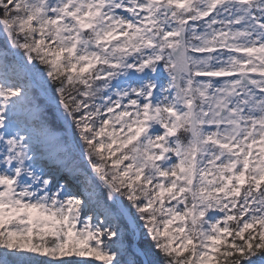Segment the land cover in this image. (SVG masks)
<instances>
[{"label": "snow or ice", "instance_id": "obj_1", "mask_svg": "<svg viewBox=\"0 0 264 264\" xmlns=\"http://www.w3.org/2000/svg\"><path fill=\"white\" fill-rule=\"evenodd\" d=\"M0 264H264V0H0Z\"/></svg>", "mask_w": 264, "mask_h": 264}, {"label": "trees", "instance_id": "obj_2", "mask_svg": "<svg viewBox=\"0 0 264 264\" xmlns=\"http://www.w3.org/2000/svg\"><path fill=\"white\" fill-rule=\"evenodd\" d=\"M147 243H148V242L144 241L143 239H140V240L137 241V245H138L139 247H141V248L146 247V246H147Z\"/></svg>", "mask_w": 264, "mask_h": 264}, {"label": "water", "instance_id": "obj_3", "mask_svg": "<svg viewBox=\"0 0 264 264\" xmlns=\"http://www.w3.org/2000/svg\"><path fill=\"white\" fill-rule=\"evenodd\" d=\"M134 245L137 246L135 241H134Z\"/></svg>", "mask_w": 264, "mask_h": 264}]
</instances>
